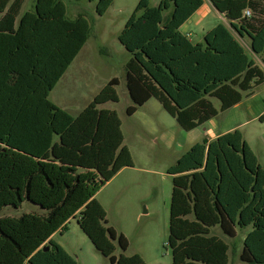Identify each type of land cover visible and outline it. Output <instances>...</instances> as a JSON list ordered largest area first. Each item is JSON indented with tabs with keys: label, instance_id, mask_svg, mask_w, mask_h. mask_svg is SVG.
Listing matches in <instances>:
<instances>
[{
	"label": "trees",
	"instance_id": "obj_1",
	"mask_svg": "<svg viewBox=\"0 0 264 264\" xmlns=\"http://www.w3.org/2000/svg\"><path fill=\"white\" fill-rule=\"evenodd\" d=\"M89 1L104 15L115 0ZM23 2L0 0V211L28 200L46 214L0 217V264H79L53 239L72 218L112 264H148L140 253L126 254L129 239L107 225L96 197L134 165L119 114L102 107L118 102L119 80L112 78L77 116L53 103L51 91L86 44L90 22L67 18L61 0H35L21 14ZM210 2L227 22L194 43L181 27L205 0H139L119 33L131 53L128 115L154 97L192 131L264 83L255 57L264 62V5ZM168 173L172 264H229L230 245L212 229L233 239L250 225L238 264H264V167L240 129L203 137Z\"/></svg>",
	"mask_w": 264,
	"mask_h": 264
},
{
	"label": "rangeland",
	"instance_id": "obj_2",
	"mask_svg": "<svg viewBox=\"0 0 264 264\" xmlns=\"http://www.w3.org/2000/svg\"><path fill=\"white\" fill-rule=\"evenodd\" d=\"M61 1L70 10L67 18L86 17L90 22V30L84 50L57 83L50 100L77 116L95 92L112 78H118L116 89L119 100L109 102L107 107L116 110L122 120L124 144L133 155L134 165L121 169L96 197L107 211V225L123 232L129 239L127 255L140 253L148 264H172L168 239L173 177L168 170L185 151L202 140L204 126L192 131L184 130L176 118H173L154 97L139 107L133 115L127 114L128 106L133 104L127 91L125 70L131 53L120 42L119 33L139 0H115L104 15L96 12V1ZM259 1L264 5V0ZM28 2L25 7L30 6ZM154 3L156 4V1ZM209 3L210 0H205L206 5H210ZM77 8L83 9V13L74 16ZM207 21L216 26L223 22V19L212 10ZM194 30L196 34L202 32L199 27ZM242 40L249 48V41ZM249 54L254 56L251 51ZM255 57L264 70L262 59L257 55ZM255 92L254 111H262L264 83L258 86ZM216 105L219 103L216 102ZM163 113L167 119L163 118ZM241 116L249 121L240 130L264 167V119H253L247 109L241 108L221 113L218 120L224 123L227 119H239ZM24 213L46 214V210L26 200L17 208L12 205L5 206L0 211V217H18ZM251 229V225L243 229L238 228V236L233 239L225 236L219 227L212 229L213 234L230 245L229 264L240 262L243 240ZM54 239L74 256L79 264H112L95 248L77 218H72L63 232L55 233ZM115 253L119 255L121 249L118 247Z\"/></svg>",
	"mask_w": 264,
	"mask_h": 264
},
{
	"label": "crops",
	"instance_id": "obj_3",
	"mask_svg": "<svg viewBox=\"0 0 264 264\" xmlns=\"http://www.w3.org/2000/svg\"><path fill=\"white\" fill-rule=\"evenodd\" d=\"M26 2H28V0H24L23 2V5H22V8H21V14L26 11V10H29V9H32L34 4H35V0H30V2H28L30 4V6L28 7H25V4ZM210 5H206L205 3L203 4V6L187 21L185 22L182 27H181V30L184 34H186L187 36L190 37V39L194 42V43H198V42H201V37L203 38L204 36V33L206 31H208L209 29L213 28L214 27V24L213 22H209L207 21L208 20V17L211 13L212 10H214L219 17H221L223 19V22H227V19L226 17L221 14L216 7L213 6V4L210 2L209 3ZM68 11H70L67 7V13ZM83 9H79L77 8L76 11L73 13L74 16L80 14V13H83L82 12ZM210 25H213V26H210ZM201 28V33H197L196 34V31L194 29L196 28ZM194 37V38H193ZM86 44L83 46V48L81 49V51L79 52V54L82 52V50H84ZM78 54V55H79ZM77 55V56H78ZM77 56L75 57V59L77 58ZM75 59L73 60V62L75 61ZM73 62L71 63V65L73 64ZM70 65V66H71ZM69 66V67H70ZM69 69V68H68ZM67 69V70H68ZM66 73V72H65ZM65 75V74H64ZM63 75V76H64ZM62 76V77H63ZM62 79V78H61ZM60 79V80H61ZM59 80V81H60ZM57 85V84H56ZM55 85V86H56ZM106 85V84H105ZM262 85V84H261ZM55 88V87H54ZM53 88V89H54ZM103 88V86L93 94V97L91 98V100L88 102V104L93 100V98L100 92V90ZM53 91V90H52ZM51 91V93H52ZM257 92V91H256ZM256 92L248 97V98H245L243 99L241 102H239L238 104H236L235 106L231 107L230 109L224 111V112H228V111H232V110H237V109H247L248 112L250 114H252L253 116V119H264V110L262 111H258V112H255L254 109L256 107V104L254 103L255 101H253V98L254 96L256 95ZM51 95V94H50ZM87 104V105H88ZM108 104V103H107ZM107 104L105 105H102V107H105V108H108L107 107ZM146 104V103H145ZM57 105V104H56ZM86 105V106H87ZM85 106V107H86ZM84 107V108H85ZM83 108V109H84ZM167 111V110H166ZM168 112V111H167ZM169 113V112H168ZM223 113V112H221ZM220 113V114H221ZM170 114V113H169ZM219 115H217L216 117L212 118L211 120H209L206 125H204V135L203 137H206L208 140H212L216 137H218L219 135L223 134V133H226V132H229V131H232V130H235V129H240L244 124H246L249 120L245 117L243 119L244 116H241L239 119H236V118H232V119H227L225 120L224 123H221L220 120H218L219 118ZM163 118L167 119L166 115L163 113ZM171 115V114H170ZM172 116V115H171ZM173 117V116H172ZM250 117V116H249ZM174 118V117H173ZM197 129V128H196ZM195 130V129H194ZM53 239H54V236H53Z\"/></svg>",
	"mask_w": 264,
	"mask_h": 264
},
{
	"label": "built area",
	"instance_id": "obj_4",
	"mask_svg": "<svg viewBox=\"0 0 264 264\" xmlns=\"http://www.w3.org/2000/svg\"><path fill=\"white\" fill-rule=\"evenodd\" d=\"M245 14H246L247 16H250V15H251V10H250V9H247V10L245 11Z\"/></svg>",
	"mask_w": 264,
	"mask_h": 264
}]
</instances>
